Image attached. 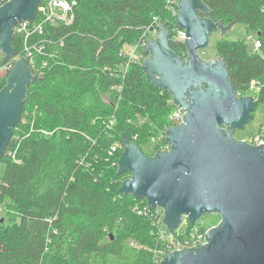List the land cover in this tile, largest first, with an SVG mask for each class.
<instances>
[{
    "label": "trees",
    "instance_id": "obj_1",
    "mask_svg": "<svg viewBox=\"0 0 264 264\" xmlns=\"http://www.w3.org/2000/svg\"><path fill=\"white\" fill-rule=\"evenodd\" d=\"M66 1L75 3L72 22L48 25L35 38L38 68L46 65L28 86L1 160L0 211L16 218L0 232V264H161L154 221L137 211L148 202L121 195L131 173L117 172L123 136L143 150L174 108L172 95L147 80L143 60L129 63L125 49L154 38L157 23L173 32L176 17L169 0ZM203 1L209 18L242 24L260 40L259 52L222 40L217 57L238 96L257 82L252 96L264 103V0ZM12 45L21 55V39L13 35ZM173 50L189 54L183 42Z\"/></svg>",
    "mask_w": 264,
    "mask_h": 264
},
{
    "label": "water",
    "instance_id": "obj_2",
    "mask_svg": "<svg viewBox=\"0 0 264 264\" xmlns=\"http://www.w3.org/2000/svg\"><path fill=\"white\" fill-rule=\"evenodd\" d=\"M42 0H7L0 7V52L15 58L14 27L34 21ZM177 26L185 32L187 59L174 50L168 22L147 41L142 69L149 82L169 92L185 112L183 122L166 132L170 150L148 155L123 136L124 153L118 175L131 173L120 193L145 199L150 208L164 210L163 223L173 234L183 217L194 225L203 216L218 214L221 223L210 229L207 244L178 250L161 264H264V144L250 145L234 137L254 118L258 100L238 96L225 62L204 60L213 33H228L208 16L203 0H178ZM39 78L25 58L15 62L0 91V165L15 127L20 123L28 86ZM230 128L229 131L225 130Z\"/></svg>",
    "mask_w": 264,
    "mask_h": 264
},
{
    "label": "built area",
    "instance_id": "obj_3",
    "mask_svg": "<svg viewBox=\"0 0 264 264\" xmlns=\"http://www.w3.org/2000/svg\"><path fill=\"white\" fill-rule=\"evenodd\" d=\"M169 3L171 4L173 15L177 17L178 10L176 8V5L178 1L169 0ZM2 5H0V7ZM74 5H75L74 2L70 3L66 0H48L45 3L40 4V6L38 7L37 16L34 21L18 22L17 25L14 27L13 35L21 39L22 41V54L16 55L15 58L12 59L13 62L11 61L10 63L0 65V78L6 71L9 70L11 71L15 65V62L20 58L27 59L30 63L33 72L39 74L40 76V72L45 67L46 64H43L41 68H38L39 63L37 60V56H39V54L41 53L42 45L40 46L36 41L37 39L35 38L42 37L45 34V28L48 25H55L58 24V22H67V23L72 22L73 20L72 9ZM158 25L159 23H157L156 26L151 27V31L156 35L158 34V29H157ZM172 37H174L173 32H172ZM173 39L176 42H184L186 39L185 32L182 30H178L176 37H174ZM147 41L144 42L142 46L141 44H139L136 47H131L132 54L130 56L128 55L130 57L129 63L135 62L136 60L144 61V59L146 58V56L144 55V50L146 48ZM140 49L142 51H140ZM260 49H261V42L256 36L254 40L253 52H259ZM257 86L258 83L256 82L252 86V88L254 87L257 88ZM170 104L174 107L173 111H171L170 113V119L174 122L172 127H174L183 122L185 112L181 108L175 106L172 99L170 100ZM167 130L158 135L159 142L161 144L157 151L170 150V145L166 142ZM45 134L48 135L49 133L45 132ZM152 139L155 140L156 138L153 137ZM243 140L253 146L263 145L264 126L260 128V130L256 135L252 136L249 139H243ZM116 149L117 147L113 148L114 151ZM138 213L144 216H150L154 221V227H155L154 233L158 238V240L163 244V249L159 253V257L161 261L169 254L174 253L178 250H182L186 248H196L198 241L200 242L201 245L207 244V240L205 238L206 233L210 229L217 227L219 225V224L215 225L210 229H206L205 227H203V224L199 223L198 221H197L198 223L196 222L194 225H190L188 222V218L184 216L181 226L178 229H176L173 234H171L163 223L164 210L162 208L157 207L152 209L149 206L143 207L138 210Z\"/></svg>",
    "mask_w": 264,
    "mask_h": 264
},
{
    "label": "rangeland",
    "instance_id": "obj_4",
    "mask_svg": "<svg viewBox=\"0 0 264 264\" xmlns=\"http://www.w3.org/2000/svg\"><path fill=\"white\" fill-rule=\"evenodd\" d=\"M160 24V23H159ZM181 30L179 27L175 28L173 31L174 37H176L177 31ZM222 32L219 30L215 33L212 34L211 39H210V46L206 49L201 51L199 54L202 59L204 60H213L216 59L218 56V44L222 40H228V41H245L247 45V49L249 52L254 51V40L256 38V34L250 33L247 34L246 28L242 24H236L231 31L228 33L222 35ZM157 35L154 34V38ZM173 37V38H174ZM153 39V38H152ZM127 55H131V47L125 49ZM4 55L0 52V62L3 61ZM257 92V88L254 87L252 88L247 95L252 96ZM173 111V109H172ZM254 118L251 122H249L246 127L243 130L237 131L236 132V137L238 140H243V139H249L252 136L256 135L260 128L264 126V103H257L256 110L253 113ZM166 123V124H165ZM165 124V129L159 131L156 135L152 136L150 141L143 146V151L146 154L152 155L155 153L159 147H160V142H159V137L158 135L164 131H166L168 128L172 127L174 122L170 119V114L166 116V122H163V125ZM168 127V128H167ZM155 137L156 139L153 140L152 138ZM5 171V166L3 164L0 165V177L2 178L3 174ZM14 209L13 207H11ZM1 210V209H0ZM139 209L137 208V211ZM16 218V215L13 214L11 211L9 214H7L4 211H0V232L3 231L4 228L7 226L11 225L12 221ZM199 223L203 224V227L206 229H210L214 227L215 225L220 224L221 222V216L218 214H209L203 216L199 221ZM197 222V223H198Z\"/></svg>",
    "mask_w": 264,
    "mask_h": 264
},
{
    "label": "flooded vegetation",
    "instance_id": "obj_5",
    "mask_svg": "<svg viewBox=\"0 0 264 264\" xmlns=\"http://www.w3.org/2000/svg\"><path fill=\"white\" fill-rule=\"evenodd\" d=\"M183 59H184V58H183ZM185 60H186V59H185ZM229 129H230V128H226L225 130H228V131H229ZM236 132H237V131H234V132H233V135H234V137L237 139V137H236V135H235Z\"/></svg>",
    "mask_w": 264,
    "mask_h": 264
}]
</instances>
